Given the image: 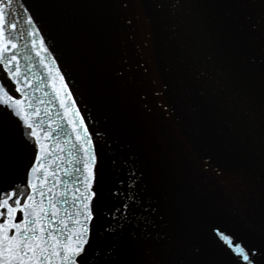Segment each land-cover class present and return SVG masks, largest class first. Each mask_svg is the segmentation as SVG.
<instances>
[{
    "label": "snow or ice",
    "instance_id": "6c2138e0",
    "mask_svg": "<svg viewBox=\"0 0 264 264\" xmlns=\"http://www.w3.org/2000/svg\"><path fill=\"white\" fill-rule=\"evenodd\" d=\"M12 5L13 0H0V264H223L222 256L227 257V264H264V174L260 176L257 214L234 211L225 217L207 203H193L180 191L175 193L170 215H158L163 228L151 218L157 212L151 203L142 218L130 212L138 206L137 187L144 183V170L135 166L138 158L133 154L122 161L125 166L133 165L128 178L135 183L123 192L109 188L96 143L105 133L90 128L91 117L77 106L54 46L48 44L43 27L22 4L31 26L27 33L31 48L47 71L75 141L68 143L74 150L70 155L76 179L71 188L55 192L62 180L49 184L58 171L51 170L49 163L54 153L47 141L53 137L42 128L40 109L27 94L33 85L16 54L17 37L10 34L17 31ZM101 6L110 10L118 40L102 58L93 55L95 86L117 121L133 134L153 123L168 128L179 141L182 171L211 178L230 191L239 188L250 194L251 181L243 162L239 170L228 173L218 141L202 123L201 105L193 102V86L210 81L208 70L195 59L182 65L169 63L168 53L160 49V40L180 35V25L169 19L176 15L168 10L182 8L183 0H103ZM230 6L239 10L229 13L211 35L207 26L194 25L193 40L200 48L210 49V66L226 54L234 77L247 80L252 87L258 81L264 92V0H235ZM129 45L136 50L135 65L126 53ZM133 67L134 76L130 75ZM199 95L207 99V87L202 86ZM17 131L25 143L34 140L38 148L31 178L22 182L23 190L10 180L8 146ZM57 149L65 151L59 143ZM111 163L116 166L118 161L112 159ZM66 195L69 198L63 203L71 208L61 215L58 203ZM121 195L122 202L110 207V200ZM133 219L138 231L129 233L128 244L116 243ZM98 237L107 242L99 243ZM206 241L212 242V250Z\"/></svg>",
    "mask_w": 264,
    "mask_h": 264
},
{
    "label": "water",
    "instance_id": "95a60500",
    "mask_svg": "<svg viewBox=\"0 0 264 264\" xmlns=\"http://www.w3.org/2000/svg\"><path fill=\"white\" fill-rule=\"evenodd\" d=\"M102 2L103 0H13L11 11L15 14L17 31L10 34L17 37L19 48L16 54L22 71L33 85L27 89V94L32 105L40 109L42 128L51 132L53 137L47 141L50 151L54 153L49 163L51 170L58 171L57 177L50 178L49 184L55 183L56 179L62 180L55 188L56 193L72 187L71 182L76 179L77 174L73 171V158L70 155V151L74 150L68 141H75L71 125L64 117L63 109L49 85L47 71L41 65L40 57L31 48V37L27 34L31 26L26 23V16L20 7L22 4L39 21V26L43 27L48 44L54 46L57 62L67 74L66 78L78 101L77 106L81 108L82 114L91 117L88 121L90 128L92 131L99 129L105 133L96 143L100 148L102 166L109 176L108 187L123 192L135 183L128 178V169L133 165L129 163L125 166L122 161L125 157L131 158L133 154L138 158L135 166L144 170V183L137 187L138 206L130 212H134L137 218H142L147 215L145 209L151 203L157 208L151 218L163 228L158 215H170L175 193L180 191L190 196L193 203H207L214 212L225 217L231 216L234 211L259 213L260 176L264 174V92L258 81L252 87L247 80L235 78L228 68L226 54L214 67L210 66L207 61L210 49L200 48L194 42L192 32L194 25L203 24L211 35L228 18L229 13L239 10L230 6L235 0H183L182 8L168 10L169 14L176 15L169 19L180 25L179 37L160 40L159 46L162 52L168 53L169 63L182 65L186 60L195 59L201 68L208 70L210 81L206 85L193 86V102L201 105L202 123L218 141L223 154L222 163L228 173L239 170L243 162L251 181L250 194L239 188L230 191L211 178L182 171L179 141L172 138L168 128L153 123L143 127L138 134H133L117 121L95 86L96 65L93 55L102 58L105 50L118 40L111 12L101 6ZM9 19L12 20L13 17L10 16ZM156 23L159 25V21ZM126 53L130 63L135 65L138 59L135 48L129 45ZM130 75H135L134 67ZM202 86L207 87V99L199 95ZM15 95L22 98L19 93ZM57 143L65 151L59 152ZM8 152L12 160L10 180L19 183L23 190L25 185L22 182L31 178L30 168L36 163L38 148L35 147L34 140L25 143L17 131L8 146ZM112 159L118 161L116 166L112 165ZM65 169L68 174H65ZM65 198L69 197L66 195L58 203L61 215L65 208H71V205L63 203ZM122 200L123 195L112 198L109 206L119 205ZM135 223L136 220L133 219V224L126 226L123 236L116 243H129V233L138 231L134 227ZM97 240L102 244L107 242L105 237H98ZM205 243L212 250V242ZM221 259L223 264H227V257L222 256Z\"/></svg>",
    "mask_w": 264,
    "mask_h": 264
}]
</instances>
